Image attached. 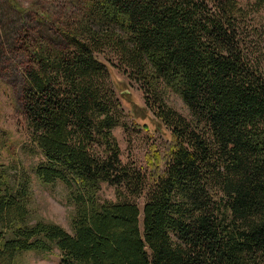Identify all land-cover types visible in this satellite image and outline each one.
Masks as SVG:
<instances>
[{
	"label": "trees",
	"instance_id": "trees-1",
	"mask_svg": "<svg viewBox=\"0 0 264 264\" xmlns=\"http://www.w3.org/2000/svg\"><path fill=\"white\" fill-rule=\"evenodd\" d=\"M77 3L54 40L18 43L37 159L28 176L0 160V264L53 248L57 264H264V21L245 22L264 0ZM112 67L143 93L135 116L147 110L169 133L144 171L118 156L112 130L129 96ZM31 175L62 184L70 231L30 213ZM101 182L113 200L99 197Z\"/></svg>",
	"mask_w": 264,
	"mask_h": 264
},
{
	"label": "rangeland",
	"instance_id": "rangeland-1",
	"mask_svg": "<svg viewBox=\"0 0 264 264\" xmlns=\"http://www.w3.org/2000/svg\"><path fill=\"white\" fill-rule=\"evenodd\" d=\"M12 1L14 8L9 4L0 7V160L10 171L24 170L28 176L29 166L37 157L20 111L19 71L25 64L26 56L21 61L18 43L21 39L34 38L40 33L45 38L54 40V31L66 26L65 21L77 13L78 3L77 0ZM237 2L245 8L254 0ZM18 10L21 13L16 12ZM260 21H264V9L254 10L245 17L247 23L255 24ZM105 56L112 58L108 54ZM110 75L116 92H128L130 100L121 97L124 111L120 124L112 130L119 159L129 167L144 171L145 153L153 147L161 148L164 140L169 139V133L147 110L142 117L135 116L142 114L136 112L135 108L143 107V93L116 67L110 68ZM164 98L169 106L188 118L184 104L174 92L168 90ZM31 182L33 195L30 213L34 217L58 222L70 231L71 206L65 199L62 184L53 182L42 185L36 182L33 175ZM98 195L103 199L113 200L114 186L101 182ZM142 199V196L136 199L138 207ZM57 260L55 248L44 252L30 250L16 254L14 264H57Z\"/></svg>",
	"mask_w": 264,
	"mask_h": 264
}]
</instances>
